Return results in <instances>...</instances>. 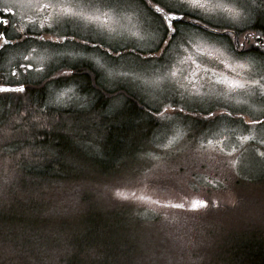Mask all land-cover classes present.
<instances>
[{
    "label": "rangeland",
    "instance_id": "obj_1",
    "mask_svg": "<svg viewBox=\"0 0 264 264\" xmlns=\"http://www.w3.org/2000/svg\"><path fill=\"white\" fill-rule=\"evenodd\" d=\"M160 2L179 9L178 14L197 16L220 29L233 28L225 27L231 20L228 9L241 12L250 24L255 7L259 6L254 0H241L243 6L239 8L232 0H201L208 5L203 9L184 8L182 0ZM6 3L15 12L13 18L18 30L23 28L48 35L55 29L60 31L63 24L75 22L85 41H90L92 36L98 37L99 53L93 56L91 44H85L88 46L85 48L82 39V45L76 48L81 51V56L89 64L97 59L100 78L107 87L129 89L127 91L158 114L160 125L153 136L135 137L129 141L125 153H121L126 163L118 175L126 181L127 189H119L118 197L130 199L143 211L137 214L140 210L134 207L119 211L123 210L121 217L139 226L137 233L141 236H181L174 240L175 251L195 253L200 250L197 255H208L217 252L224 238L237 229L242 233L248 224L262 225L264 158L259 152L264 151V123H253L255 118L264 121V86L253 84L264 71L261 63L249 56L237 61L227 51L226 38L182 25L176 26L179 34L167 54L164 51L167 44L157 53L155 49L164 32L162 22L154 12L142 9L132 0H0V7ZM217 4L222 6L215 7ZM245 25L239 24L233 29ZM171 37L169 32L168 39ZM22 45L9 52L13 56L8 55L2 68L15 84L26 83L25 89L30 84L44 88L42 102H46L42 112L49 110L43 115L34 110L23 112L22 117L31 116L30 121L47 129L44 116L54 115L55 110L89 106L93 94H80L70 88L65 78L50 73L64 50L59 52L48 43L43 44L44 47L31 41ZM108 49L112 51L108 52ZM137 57L152 62L141 66ZM237 62L245 63L246 68H237ZM18 64H31L33 70L22 71ZM14 71L18 73L15 77L12 76ZM172 72L176 76H171ZM161 76L167 80L153 83ZM225 77L244 84V87L229 89L218 83ZM61 92L67 95L57 101ZM112 98L109 101L112 111L125 102L121 95ZM26 108L32 109L31 105ZM181 108L183 111H179ZM211 112L219 116L206 130L197 131L196 121L192 119H202ZM9 116L0 109V171L12 167L16 158L19 161L20 156L16 153L25 150L17 148L19 141L36 140L26 121ZM88 124L87 134L89 132L91 138L97 139L99 128ZM95 150L89 153L94 155ZM197 201H207L208 207L197 204L198 210L192 211L191 205ZM174 204L184 207L177 209L172 207ZM125 224L121 222V225Z\"/></svg>",
    "mask_w": 264,
    "mask_h": 264
},
{
    "label": "trees",
    "instance_id": "obj_2",
    "mask_svg": "<svg viewBox=\"0 0 264 264\" xmlns=\"http://www.w3.org/2000/svg\"><path fill=\"white\" fill-rule=\"evenodd\" d=\"M254 2L259 6L243 31L220 29L188 13L177 25L221 35L229 48L240 40L246 44L242 51L261 63L251 40L244 41L245 34L264 33V0ZM100 83V93L92 95L89 106L44 116L47 129L30 121L31 116L22 117L31 110L49 112H42L44 88L30 84L23 96L0 93V109L9 118L26 121L36 137L29 143L19 141L17 148L25 149L16 153L19 161L0 171V264H264V218L259 227L248 224L242 233L232 232L217 252L197 255L200 250H174V240L181 236H141L139 226L120 216L124 207L143 211L117 195L127 189L118 175L126 163L121 153L135 137L153 136L160 124L158 114L129 89L111 90L101 78ZM119 95L125 102L112 111L109 101ZM218 116L211 112L192 120L202 131ZM88 123L99 128L97 139L87 134ZM93 149L94 155L89 153Z\"/></svg>",
    "mask_w": 264,
    "mask_h": 264
},
{
    "label": "snow or ice",
    "instance_id": "obj_3",
    "mask_svg": "<svg viewBox=\"0 0 264 264\" xmlns=\"http://www.w3.org/2000/svg\"><path fill=\"white\" fill-rule=\"evenodd\" d=\"M131 2V0H129ZM232 3L236 8L242 7L241 0H232ZM181 5L184 8H190V9H203L207 7L205 3H201V0H182ZM111 6V5H109ZM215 7H221L222 5H214ZM152 11L157 15V18L162 22L161 26L164 29L163 37L160 40V44L156 47L155 52H160L161 46L164 44H167V48L164 50L165 54H167L168 50L172 48L173 42L176 40L177 35L179 34V29L176 27L177 23H179L183 17L179 16L178 12L179 9H175L173 7H169L168 5L161 4L160 0H152ZM228 11L231 13V20L225 27H233L236 28L239 24H247L248 20L247 18H244L242 16V13L239 11H234L233 9H228ZM15 17V12L11 6H8L6 3L5 6L0 7V49H2L4 52L8 51V47L13 41V39H23V32L25 31L23 28L19 29L17 35L13 37L10 35V31L13 30L12 27V18ZM240 31H243V29H240ZM172 33L171 40L168 39V33ZM41 40L44 39L43 36L40 37ZM251 40V45L253 48H255L258 52H260V62L261 65L264 66V33H255L252 32L250 34L244 35V41ZM25 43H27V40H25ZM103 43V40L101 41ZM44 47L45 45H41ZM16 47H23V45H16ZM245 49L246 44L240 40H237L235 43L234 48H229L227 51L233 56L237 61L244 60L249 53L247 51H239L237 52L236 49ZM119 55V53H117ZM25 59L27 60L28 57L26 56ZM123 59V57H121ZM137 60H140V57H137ZM152 61L151 59H144L140 60L141 66L148 65ZM114 63H118V61H114ZM245 63H236L237 68H246ZM17 67L21 69L22 71H28L31 72L33 70L31 64H18ZM103 67V66H101ZM37 71H43V69H36ZM141 71H143V67L140 68ZM70 73H61V75H69ZM18 73H12V76H17ZM171 76H176L175 72L171 73ZM167 80V77L161 76L159 81H155L153 83H160ZM218 83H222L228 86L229 89H237V88H243L244 84L239 83L236 80H229L227 77H225L222 81H218ZM15 81L4 84L0 83V93H25L26 89L22 84H15ZM254 85H260L264 86V71L260 73V79L259 80H253ZM71 91V90H69ZM66 92H61L57 96V101L61 99V97L66 96ZM11 98V97H10ZM19 99L20 97H16ZM165 111L168 109L165 108ZM159 112V109H157ZM179 111H183V109H179ZM228 115H231V112L228 113ZM241 123H243V119L241 118ZM253 123L255 124H262L264 121H261L259 118H255L253 120ZM247 139V137H245ZM208 144L211 145L212 141L209 140ZM167 147V146H166ZM203 147V146H201ZM230 155V153H229ZM259 156L264 158V151L259 152ZM117 195H120L117 193ZM197 204H200L202 207L207 208L208 202L207 201H197L194 202L191 205V210L196 211ZM172 207L177 209H182L184 207L183 204H174Z\"/></svg>",
    "mask_w": 264,
    "mask_h": 264
},
{
    "label": "flooded vegetation",
    "instance_id": "obj_4",
    "mask_svg": "<svg viewBox=\"0 0 264 264\" xmlns=\"http://www.w3.org/2000/svg\"><path fill=\"white\" fill-rule=\"evenodd\" d=\"M138 3L142 7L149 8L148 10L152 11V0H145V3L138 1ZM182 21L183 19L180 22ZM74 23L75 22L63 24L60 28V31L58 29H55L52 34L48 35L44 33L39 35L27 29L22 34L23 39L17 40L14 38L13 41H11L8 47V51L4 52L2 49H0V83L7 84L12 82L9 77L6 76L2 65L5 60L8 61L9 52L17 49L18 47H16V45H22L23 43H25V40H27L31 41L32 43L38 44L48 43V45H51L53 48L60 50L59 52H61V49L64 50L61 55L62 57L59 61L56 62V67L50 72L51 74H54L52 76L65 78L70 88L74 91L79 92L80 94H93L98 97L100 93L101 83L100 70L97 64V59H93V62L89 64L85 61L84 57L81 56V51H79V49H76L78 48V46L82 45L80 43H83L84 37L83 32L80 31V28L74 25ZM12 27L13 30L10 31L9 34L15 37L19 30L17 24L14 21V18H12ZM41 36L44 37L43 40L40 39ZM85 44H91V47L93 49V56L99 53L100 43L98 37L97 39H94V37L92 36V39L90 41L84 40L83 46H85ZM85 48H88V46H85ZM61 73L70 74L61 75ZM21 84L24 87L26 85V83ZM13 86H15V84Z\"/></svg>",
    "mask_w": 264,
    "mask_h": 264
}]
</instances>
